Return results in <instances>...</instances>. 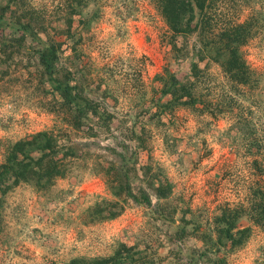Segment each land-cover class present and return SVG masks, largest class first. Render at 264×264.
Listing matches in <instances>:
<instances>
[{
	"label": "rangeland",
	"instance_id": "obj_1",
	"mask_svg": "<svg viewBox=\"0 0 264 264\" xmlns=\"http://www.w3.org/2000/svg\"><path fill=\"white\" fill-rule=\"evenodd\" d=\"M28 1L34 9L30 22L36 24L30 30L14 21L20 14L15 0H0V151L7 141L36 130L67 126L56 112L64 81L53 69L47 71L44 63L53 62L46 49L48 35L65 26L66 16L73 18V25L80 24L72 38L85 54L69 62L81 88L79 95L103 98L102 105L113 116L106 122L111 131L97 126L91 115L78 130L68 132L67 139H60L76 158L50 188L23 182L5 188L0 264H66L80 257L92 261L85 257L111 255L118 241L138 251L137 264H184L188 257H193L191 264H212L203 256L194 257L199 245L195 239L185 236L181 242H171L169 236L179 226L183 210L185 218L211 220L222 203H244L251 176L242 145L230 143L234 130L228 129V114L212 117L187 107L171 110L160 105L169 95H158L155 73L166 62L176 78L184 80L195 56L165 59V45L158 35L162 21L148 0ZM81 16L90 20L81 24L76 19ZM243 48L252 65H264V49L256 41ZM196 62L203 67L204 59ZM208 68L218 84L222 80L218 65L211 62ZM130 127L135 133L144 128L147 152L134 155L137 141L129 139L132 153L129 147L123 156L114 154L110 148L119 150L118 139L130 135L126 131ZM134 156L137 163L149 164L151 171L171 183L168 200L177 206L172 221L158 217L160 199L146 181L129 177V190L135 192L141 185L150 201L147 206L126 197L125 188H106L102 177L93 173L96 162L119 165ZM105 202L113 203L107 208L117 213L98 219L103 213L98 206ZM248 213L242 208L237 212V225L251 230L244 243L227 254L224 264H264V230ZM175 244H179L178 259L167 252Z\"/></svg>",
	"mask_w": 264,
	"mask_h": 264
},
{
	"label": "trees",
	"instance_id": "obj_2",
	"mask_svg": "<svg viewBox=\"0 0 264 264\" xmlns=\"http://www.w3.org/2000/svg\"><path fill=\"white\" fill-rule=\"evenodd\" d=\"M148 1L162 21L163 27L158 35L160 43L165 45V59L171 55L174 58L186 54L195 56V60L191 59L189 73L184 80L177 79L167 68L166 62L155 73V80L159 83V87L155 86L158 95H169L160 105L171 110L179 106L187 107L193 111H204L212 117L228 114L231 117L228 129L234 130V133L229 134L230 143L236 147L239 142L245 152L242 155L247 157L251 177L246 184L245 202L222 203L212 214L211 220L185 218L183 210L178 218L179 226L173 236H169L171 242H181L185 236L195 239L199 245L195 248L194 257L203 256L212 264H224L227 254L238 249L251 230L250 227L237 225V212L241 208L247 209L250 212L248 218L264 230V65H252L246 59L243 48L256 41L264 49V0ZM256 2L257 6L254 5ZM15 3L20 14L15 16L14 21L31 27L27 28L29 30L36 27V24L33 26L30 22L34 10L30 1L15 0ZM244 10L246 12L243 14ZM23 18L25 21L21 22ZM76 19L83 24L90 17L84 19L81 16ZM63 22L65 26L54 31V36L48 35L46 49L51 53L53 62L44 63L48 66L47 71L53 69L58 78L64 81L59 89L56 112L68 127L36 130L3 145L0 151V213L5 188L19 182L38 189L50 188L57 178L66 174L76 155L65 148L60 139H67L68 132L78 130L80 124L91 115L97 126H104V130L111 131L106 122L113 113L102 105L103 98H98L100 102L94 97L79 95L81 88L75 82L69 62L73 58L85 56L82 47L75 45L72 38L80 24L73 25L71 16L64 17ZM68 38L71 39L70 44ZM60 56L65 57V60L62 61ZM201 59H204L203 67H199L196 62ZM211 62L216 63L222 73V80L218 84L213 82L208 68ZM81 79H84L83 75ZM81 85L84 86L83 83ZM215 86L217 88L213 89ZM77 103L82 106V110ZM126 131L131 134L120 136L117 143L119 150L110 148L114 154L123 156L129 147L132 153L133 148L127 142L129 139L137 141L134 155L148 150L143 127L137 133L131 127ZM63 132L65 136H62ZM136 158H125L119 165L96 162L93 173L102 177L106 188H125L126 197L147 206L150 201L141 185H137L135 192L129 190L132 188L129 177L146 181L153 188L156 199H160L156 200L158 217L172 221L177 206L168 200L171 183L160 172L151 171L149 164L137 163ZM115 193L121 196L120 192ZM111 206H114L111 202L103 203L101 208L98 206V211L103 210V213L98 214V219L115 215L117 210L107 208ZM175 246V249L171 248L167 252L178 259L181 255L179 244ZM137 252L133 246L118 241L111 255H95L93 259L83 256L92 261L82 257L71 258L65 263L137 264L140 257ZM192 261L193 257H188L184 264H191Z\"/></svg>",
	"mask_w": 264,
	"mask_h": 264
}]
</instances>
